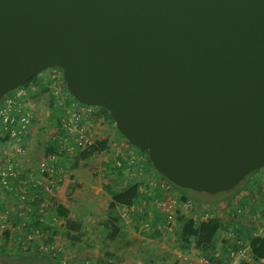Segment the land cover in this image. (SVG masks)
<instances>
[{"label": "water", "instance_id": "1", "mask_svg": "<svg viewBox=\"0 0 264 264\" xmlns=\"http://www.w3.org/2000/svg\"><path fill=\"white\" fill-rule=\"evenodd\" d=\"M53 67L179 189L264 167V0H0V100Z\"/></svg>", "mask_w": 264, "mask_h": 264}, {"label": "rangeland", "instance_id": "2", "mask_svg": "<svg viewBox=\"0 0 264 264\" xmlns=\"http://www.w3.org/2000/svg\"><path fill=\"white\" fill-rule=\"evenodd\" d=\"M45 74L43 71L35 80ZM28 102L34 109V119L21 149L29 154L28 162L40 159V173L35 172L36 167L32 165H26L30 171L22 174L21 169L11 164H0V264L9 261L20 264L24 256L37 254L49 255L53 264H178L181 253L180 244L174 238L175 224L169 226L163 220H157L151 225L154 207L134 205L132 211L108 208L109 190L120 191L139 181L146 183L150 177L158 178V173L147 163L146 152L139 153L129 145L104 111L91 107V114L86 118L87 122L82 121V126L92 143L106 142L105 151L84 160L78 158L79 151L68 157L59 155L49 176L47 158L56 155L59 126L50 110L47 93L37 92L24 101ZM5 146L0 142V155L8 149ZM115 167L124 173L118 182L115 179L119 170ZM35 175L39 181L34 183ZM255 184L264 185V167L247 175L237 187L226 193L232 196L241 189L251 190ZM176 192L193 200L208 198L206 194L189 190ZM58 205L67 210L68 221L79 224L77 232H68L65 220L57 217ZM220 212L223 220L229 221L230 210L226 214L215 208L212 216L219 217ZM178 214L186 217L198 215L188 210H179ZM109 218L117 219L119 229L111 240L108 238L111 228L106 224ZM260 220L264 223L263 219ZM228 231L231 232L232 228L229 227ZM219 245L220 241L214 246ZM190 253L183 255L191 258L190 264H196V251ZM244 256L248 258L246 254ZM28 264L44 263L33 259Z\"/></svg>", "mask_w": 264, "mask_h": 264}, {"label": "built area", "instance_id": "3", "mask_svg": "<svg viewBox=\"0 0 264 264\" xmlns=\"http://www.w3.org/2000/svg\"><path fill=\"white\" fill-rule=\"evenodd\" d=\"M45 71L46 74L44 77L39 78V80H34L32 84L24 86L25 88L22 86L23 88H18L10 92L11 94L8 93L0 100V142L8 146L9 149H14L13 151L15 152L16 158L19 159L23 157L24 152L21 149V146H23L27 140L25 137L29 133L31 122L34 119V109L30 107L29 102L24 103V101H27L30 96L37 92L47 93L51 108L50 110L52 113H55L60 133V138L56 141V145L58 146L56 155H52L47 158L49 164L47 173H49V176H51V169H53L56 159L60 158L59 155L62 157H68L73 152H81L92 144L90 137L86 134V131L82 126V121H86V118L91 114L89 112V108L91 107L81 105L77 103L70 95H67V90L62 79V73L58 67H53ZM69 96L73 100H71ZM72 136L74 137L70 139L69 137ZM10 161L11 160H9V164H11ZM38 181V178L33 180L34 183ZM144 185H147V187H139L140 195L152 198L151 205L154 207V210L169 226L174 223V217L179 212V210H188L198 213V215L193 214L192 219L195 220V217L198 216V221H205L212 217V213L215 208H219L221 210L226 208L225 202L216 204L214 206L196 205L190 203L189 201L180 202L178 193L166 181L159 178L150 177V179L144 183ZM260 189H262V187H258L257 189L252 188L250 193L254 191L257 192ZM243 191L248 192V190ZM139 205L142 208L145 207L143 201H141ZM219 206H221V208ZM133 208L134 206H131L128 209L124 208L123 211H132ZM180 213L183 214L181 211ZM246 213H248V210L245 209V207H242L241 209L234 208L232 212L230 211L229 218L232 221L234 220L231 222L232 230L238 226L236 224L237 226L235 227L234 223L243 218ZM251 213L253 212L251 211ZM255 218H258V216ZM251 219L254 221L253 216ZM27 239L29 240L30 237ZM236 244L237 246L241 245L240 242H237ZM225 250L226 252L224 251V254L226 262H222V264H229V261L235 258L237 259V256L240 258L243 256L242 250L233 251L231 248H226ZM190 260L191 258L189 256L180 254L178 256L177 263L190 264ZM195 260L196 264H211L198 256H196ZM237 263L264 264V260L255 262L251 258H247V260H238L236 264Z\"/></svg>", "mask_w": 264, "mask_h": 264}, {"label": "trees", "instance_id": "4", "mask_svg": "<svg viewBox=\"0 0 264 264\" xmlns=\"http://www.w3.org/2000/svg\"><path fill=\"white\" fill-rule=\"evenodd\" d=\"M36 77H33L27 84L24 86L32 83L35 80ZM23 86V87H24ZM102 111H104L105 115L107 118L111 119L109 114L105 112L104 109L98 108ZM55 115V113H52ZM106 149V142L105 141H94L89 147H87L85 150L81 151L79 153L78 158L80 160L87 159L88 157L101 153L105 151ZM139 153H141L139 151ZM146 156V154H145ZM147 163L151 167V164L146 156ZM115 169L118 171L116 181L118 182V178H121V174H124L121 171V168H116ZM157 177L159 179H162L166 181L163 177H160L159 174H157ZM144 180V178H141ZM140 183H134L133 185L120 190V191H110V200L108 204L109 209H115L116 207L119 208H125L128 209L131 206L134 205H139L141 201L144 202L145 206L148 207H153L151 205V197L148 196H143L140 195L139 193V187L140 186H146L144 185V182L139 181ZM167 182V181H166ZM174 190L176 189L179 190V188L171 185L169 182H167ZM251 190H248V193H250ZM178 193V192H177ZM221 195H213L209 196L205 200H193L189 198L188 196L184 194L179 195V200L180 202H186L189 201L190 203L196 204V205H213V203L216 205V203H221L225 202L226 203V208L222 210H227L229 211V207L231 205L232 199H233V194L232 196H228L227 193L223 194L220 193ZM209 200H213L210 202ZM227 200V201H226ZM199 211V210H198ZM154 215L151 216V221L150 224L153 225L157 220L162 221L161 216L154 210L152 209L151 211ZM55 213L58 218L64 219L65 220V227L66 229L72 232H77L79 230V224L68 221L66 219L67 215V210L62 207L61 205H58L56 207ZM192 213H194L192 211ZM161 219V220H160ZM116 220L115 218H109L106 221V224L111 228L110 234L108 235V238L111 240L118 233L119 229L116 226ZM164 221V220H163ZM234 221V220H233ZM230 218L229 221H224L222 217H214L212 216L211 218L205 220V221H198V220H193L192 216L186 217L181 214H176L174 217V223L175 224V229H176V234L174 235L176 237V241L179 242L180 247H179V252L181 254H189L191 251H196V256L201 257L205 259L207 262L211 264H222V262H226L225 254L224 252L222 253V250L226 252V248H231L233 251L235 250V247H237L236 244V239H242L243 235L245 237V241L247 244V250H248V255L249 257L255 261L258 262L259 260H264V236H259V235H252L253 229L250 226H247L245 224L238 225L236 228H234L232 231L236 235L235 241H232L231 244H226L225 247L217 250L216 247L214 246V238L220 231H228V228L232 227L233 222ZM237 222V221H236ZM172 224V225H173ZM226 241V240H224ZM233 246V247H231ZM2 252V251H1ZM217 255V256H215ZM1 256V255H0ZM23 262L20 264H28L30 260L36 259L38 261L43 262L44 264H53L52 258L49 255H31V256H24ZM7 264H16V263H11L9 261Z\"/></svg>", "mask_w": 264, "mask_h": 264}, {"label": "crops", "instance_id": "5", "mask_svg": "<svg viewBox=\"0 0 264 264\" xmlns=\"http://www.w3.org/2000/svg\"><path fill=\"white\" fill-rule=\"evenodd\" d=\"M258 187H262V189L258 190L257 192H251L248 193L246 191H243L242 189L239 190L238 192H236L232 197V202L231 205L229 207L230 211L232 212L234 210V208H242L245 207V209L248 210V213H246V215L239 219L235 224V227L237 225H241V224H245L247 226H250L253 230V233L259 236H263L264 235V223L261 222L260 219L264 220V185L262 184H255V186L253 187L254 189H257ZM226 205V204H225ZM221 208V206H219ZM224 211V210H223ZM251 211L253 213H251ZM225 213L228 214V211L225 210ZM213 214V213H212ZM232 214V213H231ZM234 214V212H233ZM222 212L219 213V217H222ZM233 216V215H231ZM254 217V221H252L251 217ZM256 216H258V218H255ZM224 219V218H222ZM256 219V220H255ZM237 224V225H236ZM263 226V227H262ZM263 229V231H262ZM263 233V234H262ZM244 236L247 235H243L242 239H236V243L240 242L241 245L239 246H234L236 251H240L242 250V258H240L239 256H237V259L239 261L242 260H247V258L244 257V254H246V257H248V259H250L249 255H248V250H247V244H246V239ZM176 240V237H174ZM236 235L231 231H220L218 233V235H216V237L214 238V245L218 244V242L220 241V245L216 248L217 250L225 247L226 244H231L232 241H235ZM226 240V241H224ZM223 246V247H221ZM233 247V246H231ZM195 251H191V255L192 253ZM224 252V250H222V253ZM236 258L232 259L231 261H229V264H236V262L238 261ZM238 264V263H237Z\"/></svg>", "mask_w": 264, "mask_h": 264}, {"label": "flooded vegetation", "instance_id": "6", "mask_svg": "<svg viewBox=\"0 0 264 264\" xmlns=\"http://www.w3.org/2000/svg\"><path fill=\"white\" fill-rule=\"evenodd\" d=\"M5 147L8 149H6L4 151V153H2V155H0V164L3 162V165L4 164L8 165L9 160H11L12 161L11 165L17 167L18 169H21L22 174L30 171V169L28 168L30 165L36 167V168H34L35 172H38L40 170L39 169L40 168V163H39L40 159L36 160L35 162H32V163L28 162V161H30V159H29L30 156L28 153L27 154L24 153L25 155L23 154V157L18 159V158H16L14 151H10L8 146H5ZM15 172H17V171H15ZM31 172L33 173V170H31ZM34 178L37 179L38 175H35ZM22 183H25V182H22Z\"/></svg>", "mask_w": 264, "mask_h": 264}]
</instances>
